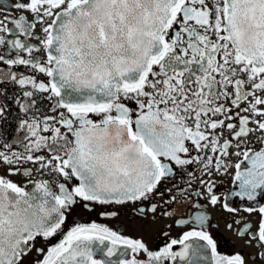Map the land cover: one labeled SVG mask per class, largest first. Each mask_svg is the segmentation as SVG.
Wrapping results in <instances>:
<instances>
[{"label": "snow or ice", "instance_id": "obj_1", "mask_svg": "<svg viewBox=\"0 0 264 264\" xmlns=\"http://www.w3.org/2000/svg\"><path fill=\"white\" fill-rule=\"evenodd\" d=\"M9 118L0 264H264V0H0Z\"/></svg>", "mask_w": 264, "mask_h": 264}, {"label": "flooded vegetation", "instance_id": "obj_2", "mask_svg": "<svg viewBox=\"0 0 264 264\" xmlns=\"http://www.w3.org/2000/svg\"><path fill=\"white\" fill-rule=\"evenodd\" d=\"M13 124L14 122L9 118V122H0V125H2V131L7 134L11 133L12 138H15V136L19 135L18 133H15L13 131ZM7 139V135H6ZM18 147V146H17ZM18 179V178H14ZM171 185H165L164 187H170ZM31 187V186H29ZM163 191V188H161ZM103 210H113L111 208L104 209L102 207L97 206L95 212H87L83 210L80 207L75 208L71 213V218L68 221V225L71 226L73 222H79V223H91L92 221H96L98 223L106 224L109 227L113 228L117 231H122L125 235H136L138 234L135 230V222L130 221L128 218V212L127 209H120V216L116 218H110V219H104L101 218L98 213ZM228 217L226 214L220 213L218 211L213 210L212 211V220L213 223L218 224V227H214L210 229V231L213 232V234L216 236L218 242L221 245V250L224 252H230L234 249L232 248V245L230 243H225V240H231L232 234L230 232H227L224 227L225 220H227ZM180 230L177 229L175 232H173V236L177 235V233ZM218 234V235H217ZM150 246H152L153 241L149 240ZM162 243V241H161Z\"/></svg>", "mask_w": 264, "mask_h": 264}]
</instances>
